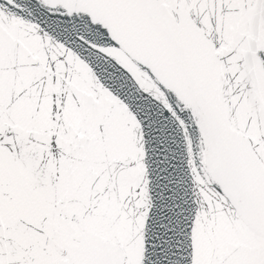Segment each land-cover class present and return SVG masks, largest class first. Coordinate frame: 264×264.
Listing matches in <instances>:
<instances>
[{"label": "snow or ice", "instance_id": "obj_1", "mask_svg": "<svg viewBox=\"0 0 264 264\" xmlns=\"http://www.w3.org/2000/svg\"><path fill=\"white\" fill-rule=\"evenodd\" d=\"M0 264H264V0H0Z\"/></svg>", "mask_w": 264, "mask_h": 264}]
</instances>
